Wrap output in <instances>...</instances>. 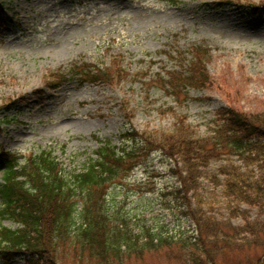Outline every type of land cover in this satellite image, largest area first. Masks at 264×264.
Listing matches in <instances>:
<instances>
[{
	"label": "rangeland",
	"instance_id": "374dc122",
	"mask_svg": "<svg viewBox=\"0 0 264 264\" xmlns=\"http://www.w3.org/2000/svg\"><path fill=\"white\" fill-rule=\"evenodd\" d=\"M191 67L193 84L182 78ZM85 68L102 75L83 78ZM225 107L264 115V0H0V150L17 165L51 150L66 171H79L102 141L118 144L132 129L170 133L183 125L208 136ZM138 154V164L109 187L112 206L135 231L144 222L190 234V220L162 199L178 184L176 162L159 151ZM201 183L203 191L219 187L209 177ZM218 204L215 215L226 218ZM240 206L255 217L256 207ZM0 222L18 226L9 217ZM173 248L125 253L111 264H178ZM75 256L69 250L63 264H81ZM246 257L264 264L262 248L226 254L218 264ZM24 263L0 255V264Z\"/></svg>",
	"mask_w": 264,
	"mask_h": 264
},
{
	"label": "trees",
	"instance_id": "16d2710c",
	"mask_svg": "<svg viewBox=\"0 0 264 264\" xmlns=\"http://www.w3.org/2000/svg\"><path fill=\"white\" fill-rule=\"evenodd\" d=\"M190 71L182 78L193 84L196 68ZM93 72L85 68L81 73L91 80L102 75ZM217 118L208 136H195L183 125L170 133L124 131L118 144L102 141L79 171H66L51 150H41L21 165L0 150V217L18 224L11 228L0 222V255L22 257L24 264H63L70 250L81 264H111L125 253L139 256L143 250L176 246L178 264H218L226 254L264 251V115L225 107ZM128 140L134 145H125ZM152 151L176 162L171 171L178 184L164 191L162 199L175 202L180 216L190 220V234L169 235L162 226L153 231L144 222L135 231L130 217L112 206L109 187L138 164V152ZM211 162H219L215 174L208 173ZM203 177L213 179L218 189L203 191ZM217 203L228 209L226 218L215 215ZM242 203L257 208L255 217ZM236 216L241 223L232 222Z\"/></svg>",
	"mask_w": 264,
	"mask_h": 264
}]
</instances>
